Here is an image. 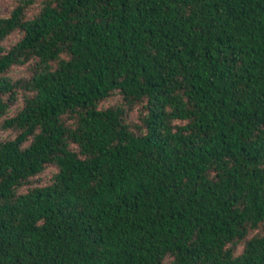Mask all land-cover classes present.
Listing matches in <instances>:
<instances>
[{"label": "trees", "instance_id": "16d2710c", "mask_svg": "<svg viewBox=\"0 0 264 264\" xmlns=\"http://www.w3.org/2000/svg\"><path fill=\"white\" fill-rule=\"evenodd\" d=\"M15 1L0 264H264V0Z\"/></svg>", "mask_w": 264, "mask_h": 264}, {"label": "rangeland", "instance_id": "374dc122", "mask_svg": "<svg viewBox=\"0 0 264 264\" xmlns=\"http://www.w3.org/2000/svg\"><path fill=\"white\" fill-rule=\"evenodd\" d=\"M16 3L17 1L15 0H0V18L8 17L12 9L16 6ZM40 8H41V2L38 1L34 5L26 9L25 17L32 18L35 14H37L40 11ZM20 37H21V34L19 32H13L6 37L2 45L5 48H8L11 45L15 44L20 39ZM28 75H29V70L27 69V66H23V67L14 66L9 71V76L12 79L27 77ZM117 101H118L117 98L114 97V98H111L110 100L102 102L99 105V107L102 109H106L107 107L113 106L114 104H116ZM21 105H22V100L20 98L17 104L14 107H12V109L10 110L9 116H13ZM140 113H141L140 106L135 107L129 115V120L137 122V119ZM14 136L15 134L12 131L4 130L0 128V141L9 139V138H14ZM56 172L57 170L55 167L53 166L48 167L42 173L38 174L35 177L30 178L29 183L23 186L19 191L21 193H25L31 188L50 185L52 183L53 176L55 175ZM240 250H241V247L238 249V251Z\"/></svg>", "mask_w": 264, "mask_h": 264}]
</instances>
